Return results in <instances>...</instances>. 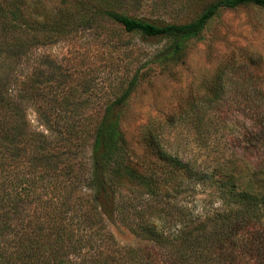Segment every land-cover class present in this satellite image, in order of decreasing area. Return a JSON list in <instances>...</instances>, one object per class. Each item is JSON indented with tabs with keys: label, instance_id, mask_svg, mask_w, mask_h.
<instances>
[{
	"label": "trees",
	"instance_id": "1",
	"mask_svg": "<svg viewBox=\"0 0 264 264\" xmlns=\"http://www.w3.org/2000/svg\"><path fill=\"white\" fill-rule=\"evenodd\" d=\"M68 2L127 33L166 38L154 60L161 64L179 62L221 10L264 8V0H211L190 21L157 24L128 15L121 0H65L51 30L23 0H0V264H264V171L249 173L233 160L219 176L208 173L169 151L163 124L147 130L142 156L128 149L118 110L139 72L88 129L79 125L88 100L62 94L63 80L47 92V81L19 77L17 62L39 32L54 40L72 26ZM30 108L42 130L28 118ZM202 187L216 194L218 207L194 213L179 204ZM110 225L143 244L121 246Z\"/></svg>",
	"mask_w": 264,
	"mask_h": 264
},
{
	"label": "rangeland",
	"instance_id": "2",
	"mask_svg": "<svg viewBox=\"0 0 264 264\" xmlns=\"http://www.w3.org/2000/svg\"><path fill=\"white\" fill-rule=\"evenodd\" d=\"M23 1L37 12L39 22L50 21L51 30L56 28L51 21L65 0ZM209 1L121 3L132 17L169 24L194 19ZM67 5L75 16L72 26L54 40H44L39 32L40 42L17 62L21 79L33 76L40 84L47 81V92L58 91V81L63 80L62 94L88 100L79 123L88 129L139 72L137 86L118 110L129 150L142 156L147 130L163 124L161 136L169 151L195 161L208 173L219 176L224 163L233 160L249 166V173L264 171V8L246 5L221 10L199 39L187 43L179 62L161 64L154 60L168 44L166 38L130 34L96 18L88 7L76 2ZM220 70L226 72L222 80ZM218 93L221 99L214 103ZM175 112L177 119L167 122ZM28 118L33 127L43 129L35 109H28ZM207 187L205 192L202 187L200 193L182 197L179 204L194 213L218 207L216 194ZM110 230L121 246L143 244L120 225H110Z\"/></svg>",
	"mask_w": 264,
	"mask_h": 264
}]
</instances>
